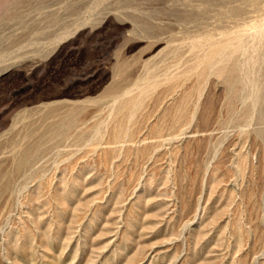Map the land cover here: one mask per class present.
<instances>
[{
	"label": "rangeland",
	"instance_id": "rangeland-1",
	"mask_svg": "<svg viewBox=\"0 0 264 264\" xmlns=\"http://www.w3.org/2000/svg\"><path fill=\"white\" fill-rule=\"evenodd\" d=\"M0 264H264V0H0Z\"/></svg>",
	"mask_w": 264,
	"mask_h": 264
}]
</instances>
